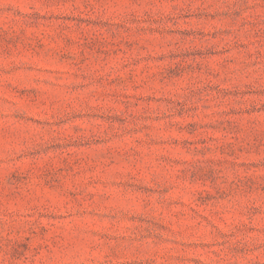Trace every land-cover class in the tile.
<instances>
[{
  "label": "rangeland",
  "instance_id": "rangeland-1",
  "mask_svg": "<svg viewBox=\"0 0 264 264\" xmlns=\"http://www.w3.org/2000/svg\"><path fill=\"white\" fill-rule=\"evenodd\" d=\"M0 264H264V0H0Z\"/></svg>",
  "mask_w": 264,
  "mask_h": 264
}]
</instances>
